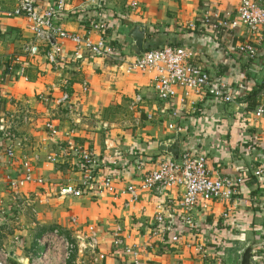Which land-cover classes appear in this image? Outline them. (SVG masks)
<instances>
[{"label": "crops", "instance_id": "0c3cea01", "mask_svg": "<svg viewBox=\"0 0 264 264\" xmlns=\"http://www.w3.org/2000/svg\"><path fill=\"white\" fill-rule=\"evenodd\" d=\"M16 1L0 0V6L8 11ZM64 1L67 10L60 18L63 29L84 35L87 23L101 13L113 28L111 35L114 38L120 35L127 43L123 51L126 58L131 56L126 37L131 25H145L146 41L150 43H165L169 33H180V45L195 53L192 61L197 62L209 75L216 74L218 79L225 80L233 101L225 103L206 98L199 103V111L191 107V101L196 99L192 94L185 105L178 104L176 98L168 102L159 101L150 87L149 74L127 73L122 62L96 56L89 51L80 53L73 43L63 41L58 69L51 68L43 55L27 59L25 75L28 81L18 79L5 82L1 89L7 110L28 111L31 116V122L23 126L21 133L29 139L30 144L18 150L16 156L19 157L21 153L29 156L37 154L39 160L35 163V173L56 184L85 180L83 173L73 172L72 159H61L54 164L45 161L47 154L58 152L67 141L89 147L109 160L119 154L123 168H109L107 171L117 176V186H121L134 182L136 151L141 153L145 167L149 169L169 157L159 150V145L174 138V133L167 129V123L172 121L183 128L178 136L179 153L185 150L204 154L214 177H241L243 185L227 219L221 217L226 207L218 203H211L206 212L199 209L193 211L196 229L190 236L181 238L175 249L163 250L158 240L149 235L155 213V199L151 195L139 194V201L131 208H125L123 202L127 195L114 201L108 194L95 188L81 198L61 200L53 196L48 203L37 205V216H28L23 221L25 224L21 235L27 243L33 244L35 238L45 230L58 228L79 246L69 264H94L83 254L85 234L77 233L69 226L68 220L72 217L77 218L81 225H96L99 229V262L96 264H126L127 258L112 247V235L117 229L126 245L137 248V259L141 264H206L185 245L192 242L204 245L212 258L224 263L229 258L223 251L228 240L240 235L242 239L251 240V243L256 238L264 241V124L252 119L247 109L249 93L256 85L264 83V28L252 36L244 28L212 32L201 27L202 17L207 10L218 12L222 18H233L241 0ZM132 1L137 3L135 9L129 6ZM259 1L264 5V0ZM41 2L51 3L53 0ZM197 19H201V22ZM190 24L196 28L190 29ZM152 32L157 35L154 36ZM31 37L25 19L0 16V64L10 56L21 55L23 45ZM99 38L100 35L94 32L89 35L92 43H97ZM119 41L116 40L117 43ZM243 43L255 47L253 59L238 52L237 47ZM76 53H80V58ZM63 80L70 81L72 92L71 105L66 110L55 103ZM48 92L50 101L44 105L38 95ZM135 94L142 95L145 101L137 115L140 118L138 125L134 121L137 116L127 111L129 99ZM178 94H181L180 90ZM262 95L257 98L259 102ZM173 109L178 111L175 120L170 116ZM147 112L154 113L156 119L144 120ZM46 122L55 125L57 137L47 135L44 130ZM16 166L17 163L14 168ZM0 168V205H3L8 201L2 189L3 177L15 170L10 171L4 164ZM258 168H262L263 173L255 177L253 172ZM169 195L178 198V190L172 189ZM250 228L252 231L248 232ZM15 251L18 255L25 253L18 249ZM257 259L259 263L262 262L261 256ZM234 261L229 263L237 262Z\"/></svg>", "mask_w": 264, "mask_h": 264}, {"label": "built area", "instance_id": "2783aa9c", "mask_svg": "<svg viewBox=\"0 0 264 264\" xmlns=\"http://www.w3.org/2000/svg\"><path fill=\"white\" fill-rule=\"evenodd\" d=\"M129 6L135 9L136 1H132ZM66 10L64 0H53L51 3H44L41 0H17L15 6L8 11L0 6V16L3 15L7 19H25L32 33L31 40L23 45L21 55L10 56L0 64V167L4 164L12 171L17 163L13 169L15 172H9L3 177L2 189L8 201L0 205V264H69L71 262L79 246L68 239L60 229L51 228L41 232L33 244H28L26 238L21 235L26 217H36L37 205L48 203L53 196L61 200L76 199L95 188L99 192L108 194L114 201L127 195L128 198L124 200L123 206L131 208L139 201V194H149L155 199L153 227L149 235L158 240L163 250L175 249L181 238L193 234L196 229V221L193 218L195 210L206 212L209 211L211 203H218L226 207L221 217L227 219L230 211L235 207L243 178L214 177L208 168L206 156L201 153L195 154L184 150L179 153L178 159L164 158L155 168L149 169L145 167L141 153L136 151L134 182L121 186H117V176L107 171L109 168H123L119 154H115L114 159L109 160L97 155L89 147L77 146L67 141L66 145L60 146L58 152L47 154L45 161L54 164L61 159H72L73 171L78 168L77 172L83 173L85 180L56 184L35 173V163L39 160L37 154L29 156L21 153L19 157L16 156L18 150H23L30 144L29 139L21 133L23 126L31 122V116L28 111L7 110L1 89L5 82L10 83L18 79L28 81L25 75L27 59L43 55L51 68L58 69L62 58L63 41L73 43L72 45L80 53L89 51L93 55L122 62L127 73L149 74L150 87L159 101L168 102L176 98L178 104L185 105L188 96L192 94L196 97L191 101V107L195 111L200 110L198 105L206 98L222 100L225 103L233 101L227 82L221 78L211 82L209 74L202 67L193 64L195 53L189 48L164 46L158 50L145 51L139 56L124 57L120 60L112 53L109 43L113 28L104 15L98 13L95 19L87 23L84 35H79L63 29L60 18ZM201 27L212 32L244 28L249 35L255 36L264 28V5L259 0H241L233 18H222L218 12L209 9L202 17ZM189 28L194 30L196 26L190 24ZM91 32L100 35L97 43L90 42ZM237 50L250 59L256 55V49L250 43L240 44ZM80 53H76L79 58ZM70 88V81L63 80L59 87V96L55 101L57 107L65 110L70 107L72 98ZM38 99L47 105L50 101L49 92L39 94ZM144 102L142 95L135 94L129 99L127 111L137 116ZM251 115L252 119L260 120L264 124V94L262 101ZM170 116L174 120L177 119L178 111L171 110ZM155 119L156 116L152 112L144 115L146 121ZM134 121L138 125L139 116L135 117ZM167 129L178 136L183 132V128L172 121L167 123ZM44 130L52 138L58 135L55 125L51 122L44 124ZM262 173V168L253 172L255 177L261 176ZM172 189L178 190V198L170 197L169 193ZM68 221L72 230L85 234L83 254L87 255L92 263H98L99 229L96 225H81L75 217ZM118 232L119 229L112 235L113 250L127 258L126 264H141L137 259V248L126 245ZM254 243L262 257L260 264H264V241L256 238ZM185 245L191 248L195 256L204 263L222 264L218 259L211 257L204 245L194 242ZM15 249L25 251L24 255H18ZM10 251L17 256L16 259L9 255Z\"/></svg>", "mask_w": 264, "mask_h": 264}, {"label": "water", "instance_id": "95a60500", "mask_svg": "<svg viewBox=\"0 0 264 264\" xmlns=\"http://www.w3.org/2000/svg\"><path fill=\"white\" fill-rule=\"evenodd\" d=\"M126 37L129 40V52L131 56H139L145 52L147 41H146V26L143 24L131 25L126 31ZM159 150L163 153L176 160L179 156V138L178 135H174L168 143L160 144ZM256 243H250L246 248L239 254L238 259H236L235 264H260L257 259L259 253L255 248ZM9 255L16 259L17 256L14 255L12 251ZM262 258V257H261ZM257 259V260H256Z\"/></svg>", "mask_w": 264, "mask_h": 264}, {"label": "trees", "instance_id": "16d2710c", "mask_svg": "<svg viewBox=\"0 0 264 264\" xmlns=\"http://www.w3.org/2000/svg\"><path fill=\"white\" fill-rule=\"evenodd\" d=\"M197 21L201 22V19H197ZM111 33H110V35H111ZM152 33L154 36L157 35L156 32H152ZM112 35H113V33H112ZM112 35H111V42L109 43L111 45V48H112V53L118 59L122 60L125 57L123 51L125 50L127 43L122 39V37L120 35H117L115 38ZM168 35L166 37L168 39L165 38L167 41L165 43H161L162 41L161 42L156 41L155 43H153V42L150 43L149 41H147L149 43L146 42L147 45H146L145 51L158 50V49L163 48L164 46H181L180 41H182V37H181L180 33L179 34L178 33H169ZM161 37H163V36H160L159 38H161ZM119 39H120V41H119V43H117L116 40H119ZM193 64H197L198 66H200L197 62H194V61H193ZM209 77H210L211 82H216L218 80L216 74H211V75H209ZM249 94L250 95L247 99V109L252 113L255 111L256 107L260 103L257 100L258 96H260L261 94H264V83L256 85V87L254 89H252L251 93H249ZM211 253H213V251H211Z\"/></svg>", "mask_w": 264, "mask_h": 264}, {"label": "rangeland", "instance_id": "374dc122", "mask_svg": "<svg viewBox=\"0 0 264 264\" xmlns=\"http://www.w3.org/2000/svg\"><path fill=\"white\" fill-rule=\"evenodd\" d=\"M77 170L79 171L78 168H75V171H73V172H77ZM67 174L69 175V173H67ZM2 188H3V186H2ZM250 230H251V228L248 230V232L252 231V230L251 231ZM238 236L235 238H232L231 240H228V242H227L228 244L223 251H224V254L226 253L229 258L225 259L224 263H222V264H228L229 262H235L234 260L237 259L236 258L237 254L242 253V251L246 248V246L251 243V240L242 239L240 235H238Z\"/></svg>", "mask_w": 264, "mask_h": 264}, {"label": "flooded vegetation", "instance_id": "af4514ba", "mask_svg": "<svg viewBox=\"0 0 264 264\" xmlns=\"http://www.w3.org/2000/svg\"><path fill=\"white\" fill-rule=\"evenodd\" d=\"M237 257H238V255H237Z\"/></svg>", "mask_w": 264, "mask_h": 264}]
</instances>
